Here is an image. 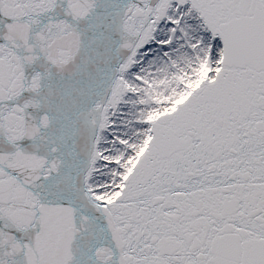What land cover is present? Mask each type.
<instances>
[{"label":"snow or ice","instance_id":"snow-or-ice-1","mask_svg":"<svg viewBox=\"0 0 264 264\" xmlns=\"http://www.w3.org/2000/svg\"><path fill=\"white\" fill-rule=\"evenodd\" d=\"M0 264H264V0H0Z\"/></svg>","mask_w":264,"mask_h":264}]
</instances>
